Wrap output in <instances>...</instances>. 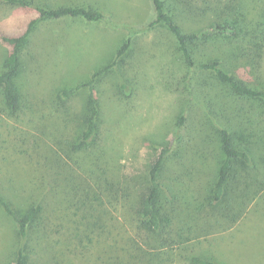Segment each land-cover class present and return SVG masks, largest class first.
<instances>
[{"label": "trees", "instance_id": "1", "mask_svg": "<svg viewBox=\"0 0 264 264\" xmlns=\"http://www.w3.org/2000/svg\"><path fill=\"white\" fill-rule=\"evenodd\" d=\"M8 1L33 6L36 17L24 21L17 32L0 30V44L3 46L0 58V114L16 120H26L28 115L25 122L32 132L21 131V138L26 148L31 143L32 151L37 149L33 183L48 186L53 200L50 214L41 227V203H32L25 208L14 206L0 190V208L15 224L19 239L13 251L12 263L60 264L54 256L57 246L61 245L65 259L70 261L72 257L77 258V255L82 256L90 251L92 235L96 234L100 236L96 240L103 236L107 239L112 237L109 256L105 260L100 256L89 257L87 262L162 264L165 260L179 256L186 264H219L212 257L188 255L186 245L191 239L189 235L198 214L208 210L217 216V220L222 218L233 222L247 200L264 187V179L260 178H264V82H257L256 79L253 85L245 84L219 56H207L199 46L207 39L224 40L246 52L242 54L247 58L243 67L260 68V59L264 55V12L252 11L243 0H239V6L233 0H201V5L196 0H150L151 18L143 24L142 29L162 25L174 36L176 49L185 68L184 74L177 78L180 86L177 90L187 89L190 99L204 111L200 118L202 123H198L195 130L200 145L196 144L195 136L185 138L182 132H174L172 140L160 147L159 153L151 161L145 180L139 182L130 178L125 183L121 178L101 177L102 173L105 174L101 164L87 162L84 153L99 139L97 78L110 69L117 59L122 58L131 38L123 40L109 65L92 72L87 80L59 91V98L64 99L63 112L67 113L69 107L66 103L75 96H79L82 109L77 138L64 143L67 150L61 148L68 158L73 160L72 156L76 157L74 162H62L67 160L43 139L46 128L44 115L41 117L37 113L24 112L27 96L19 80L23 68L21 52L40 19L68 16L100 21L104 15L100 8L87 4L43 7L34 5V0ZM206 15H209L206 18L209 20L201 27L183 26L186 19L190 21L193 17ZM217 92L219 96L225 97L221 107L213 106L210 98ZM34 110L40 112L39 108ZM176 120V126L180 128L188 121L184 110L176 115ZM206 143L218 145L222 156L215 179L207 187L193 189L181 181L179 174L161 177L173 148L190 152L195 158L194 148L203 147ZM82 151V154L77 155ZM178 153L174 155L178 156ZM203 155L204 150L199 153V157ZM252 169L262 175L252 176L249 174ZM80 172L85 175L78 179ZM122 195L132 199L135 218L134 232L127 238L128 247L118 245V237L111 235L120 230L121 223L115 212L120 207ZM57 208L64 211V217H68L66 210L72 208L75 215L80 214L78 222H74L77 224L68 230V235H63L66 231L62 233V218L58 214L54 215ZM31 229L40 233L35 244L27 243Z\"/></svg>", "mask_w": 264, "mask_h": 264}, {"label": "rangeland", "instance_id": "2", "mask_svg": "<svg viewBox=\"0 0 264 264\" xmlns=\"http://www.w3.org/2000/svg\"><path fill=\"white\" fill-rule=\"evenodd\" d=\"M243 1L252 11L264 12V0ZM196 2L202 4L201 0ZM238 2L233 0L236 6H239ZM33 3L43 7L87 4L100 8L104 15L100 21L68 16L40 19L21 52L23 68L19 80L27 96L24 112L44 115L46 128L43 139L67 160L62 162H74L76 157L73 155V160L68 158L61 148L67 150L64 143L77 138L82 109L79 96H75L66 103L69 107L67 113L63 112L64 99L59 98V91L87 80L92 72L109 65L127 37L131 40L125 54L97 78L100 133L98 141L84 153L87 162L101 164L105 172L101 177L121 178L125 183L135 178L140 182L145 180L150 163L160 147L172 140L174 132H182L185 138L195 136L196 144L200 145L195 130L198 123H202L200 118L204 111L190 99L187 89L177 90L180 88L177 78L184 74L185 68L176 49L175 38L162 25L142 29L151 18L150 0H34ZM34 17L33 6L0 0V30L17 32L24 21ZM207 17L209 15L193 17L190 21L186 19L183 26L201 27L207 24ZM201 44L200 50L207 56H219L245 84L253 85L256 79L257 82H264V55L260 59V68L248 69L243 67L247 58L242 54L246 52L239 46L213 39ZM2 51L0 44V58ZM210 98L213 106L221 107L225 102V97L219 96V92ZM34 108H39L40 112ZM182 110L188 121L180 128L176 126V115ZM56 118H60L58 122ZM26 120L5 118L0 114V190L14 206L25 208L32 203H41L42 227L50 214L53 200L48 186L33 183L37 149L32 151L31 143L28 148L23 145L21 131L32 132ZM194 150L195 158H192L190 152L173 148L161 177L179 174L181 181L193 189L207 187L215 179L221 153L218 145L212 143ZM203 150L205 155L199 157ZM175 152H179L178 156L174 155ZM235 169L238 170V167ZM249 174L262 175L261 172L256 174L253 169ZM84 175L80 172L77 177L81 179ZM121 199L115 212L121 223L120 230L111 235L118 237V245L128 247L127 238L135 229L133 201L126 195H122ZM54 211V215L62 218L61 230L62 233L66 231L63 235H68V230L77 224L74 222H78L80 214L75 215L74 208L66 210L68 217H64V211L59 208ZM206 211L198 214L192 226L191 239L186 245L188 255L212 257L219 264H264V187L247 200L233 222L222 218L217 220V216ZM39 236V232L30 231L27 243L35 244ZM99 237L92 235L93 245L82 256L77 255V258L67 261L60 244L54 257L60 264H95L87 262V259L99 256L105 260L113 239L103 236L96 240ZM18 240L15 224L0 208V264H13V251ZM160 256L164 257L163 254ZM162 264L186 262L176 256Z\"/></svg>", "mask_w": 264, "mask_h": 264}]
</instances>
